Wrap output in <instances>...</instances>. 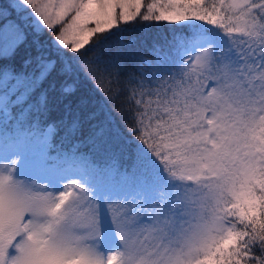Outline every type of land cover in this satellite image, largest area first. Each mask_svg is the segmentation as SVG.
Returning a JSON list of instances; mask_svg holds the SVG:
<instances>
[{
  "label": "snow or ice",
  "instance_id": "6c2138e0",
  "mask_svg": "<svg viewBox=\"0 0 264 264\" xmlns=\"http://www.w3.org/2000/svg\"><path fill=\"white\" fill-rule=\"evenodd\" d=\"M0 264H264V0H0Z\"/></svg>",
  "mask_w": 264,
  "mask_h": 264
},
{
  "label": "trees",
  "instance_id": "16d2710c",
  "mask_svg": "<svg viewBox=\"0 0 264 264\" xmlns=\"http://www.w3.org/2000/svg\"><path fill=\"white\" fill-rule=\"evenodd\" d=\"M121 27L126 28L127 31L124 33L125 37L136 36V37H146L147 42L150 44L152 38L156 35L157 31L167 32V25L163 22L157 24L155 22H142L135 21L127 25H121Z\"/></svg>",
  "mask_w": 264,
  "mask_h": 264
}]
</instances>
